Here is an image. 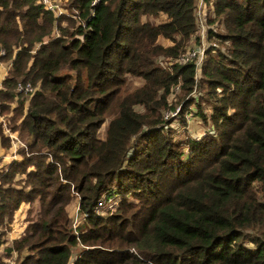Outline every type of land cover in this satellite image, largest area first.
<instances>
[{"label":"trees","instance_id":"trees-1","mask_svg":"<svg viewBox=\"0 0 264 264\" xmlns=\"http://www.w3.org/2000/svg\"><path fill=\"white\" fill-rule=\"evenodd\" d=\"M210 1L197 68L176 60L200 43L195 0H0V112L27 145L0 167V244L37 203L0 264H264V0ZM127 73L144 82L123 93ZM191 104L204 132L174 138Z\"/></svg>","mask_w":264,"mask_h":264},{"label":"rangeland","instance_id":"rangeland-1","mask_svg":"<svg viewBox=\"0 0 264 264\" xmlns=\"http://www.w3.org/2000/svg\"><path fill=\"white\" fill-rule=\"evenodd\" d=\"M195 1H196L195 13L197 15V28H198V33H200L202 35V38L200 39L199 44H196V45L194 44L191 47H198V46L202 47V46H204L206 48V46H208V38H207L208 28H214L220 32V30H222V26H220L217 21H215L213 23L208 22V18L210 17V11H211L210 10V8H211V5H210L211 1L210 0H195ZM56 2L63 9V12H69V10L63 6L62 0H57ZM53 6H55V5H53ZM55 12L58 13L60 11H57V9H56ZM163 19H165L164 13H158V14H154V15H144L143 16V20H147V21L152 22V23L159 22ZM0 52H2L1 54H4L5 50L3 48H1ZM2 60H4V59H2ZM9 62H10V59L2 61L3 64L0 65V71H1L0 76L3 74L4 70L8 66ZM199 67H200V64L197 65V68H199ZM199 74L200 73L198 70L197 76H199ZM143 82H144V79L141 76H137V75H133L131 73H127V78H126V81H125L121 91L123 93L131 91L135 87L141 85ZM37 87H38V85H35V89ZM199 87H197L196 90L194 92H192V94H195L197 96V94H201L202 92H204V90H205L204 86H199ZM27 94H25V98H26L24 101L25 106L28 104V98H29L30 93H27ZM15 103H16V101H13L11 103V105L13 106V105H15ZM203 104H205V103H203ZM192 107H193L192 104L187 107L189 110L188 111L186 110L185 117H186L187 123L185 125H183V121L179 120V117L174 119L173 121H171V126L173 128H175V130H176L173 132L174 138H182L183 139L185 137V134H187V133L191 136H196V137H200L203 134L205 127L202 125V119L194 116V114L191 110ZM108 121H109V118H106L105 121L99 127V129L97 131V134L99 137H104ZM0 122H1L4 134H7V136H9L8 132L6 131V128L7 127L10 128V130H12V129L10 127L9 120L7 119V114L0 112ZM12 131L17 132L15 130H12ZM16 136L18 139H20V137L18 136V133L16 134ZM9 141H10V143L8 146H2L0 144V167L6 166L11 159L20 157V153L18 152V148L21 147V146H19V145H21V143L16 142V141L12 142L10 137H9ZM26 146L27 145L25 143L24 147H26ZM73 191L75 192V198L71 201V203L68 204L67 211H68V215H69V221L74 224L82 216L78 212V201H77L78 196H79L78 192L76 190H73ZM108 196H112V194H109ZM118 198H119V195L114 196V200H113L114 205H113L112 209H114V206L116 205ZM110 204H111V201L105 200V204H104L105 206H109ZM36 215H37L36 200L33 202H23L20 204V206L13 213L11 222L8 226L7 233H4V235H3L4 240L0 244V252L3 251V246H5L7 243H10L11 239L16 237L17 235H19L23 231L25 225L27 224V221H29V219H31V218H35ZM23 254H24V252L22 251L21 255H23ZM16 257H17V255H16V252L14 251L12 257H9L7 259V261L9 262L11 260V262H12L13 259H16Z\"/></svg>","mask_w":264,"mask_h":264},{"label":"built area","instance_id":"built-area-1","mask_svg":"<svg viewBox=\"0 0 264 264\" xmlns=\"http://www.w3.org/2000/svg\"><path fill=\"white\" fill-rule=\"evenodd\" d=\"M45 2V5L56 11H63V9L59 6V4L54 0H43ZM55 5V6H53ZM196 22H197V15H196ZM201 38H202V35L200 34ZM2 53V52H0ZM204 55V46L202 47H191V48H188L184 53H182L178 58H176V60L180 63H186V62H190V61H195V64L196 66L199 65L201 63V60H202V57ZM2 61L4 60H1L0 61V65H2ZM12 67V61L9 62L8 66L6 67V69L4 70L3 74L0 76V88H2V81L4 80L7 72L9 69H11ZM0 74H1V71H0ZM35 89V86L30 82V81H19L17 82V85H16V90L17 91H20V92H25V93H31L33 92ZM6 131L8 132V137H10L11 141L12 142H20L21 145L19 146H23L25 145V143L23 141H21L20 139L17 138L16 136V132H13L12 130H10V128H6ZM13 132V133H12ZM7 135V134H5ZM114 196L116 195H112V196H108L107 195H104L102 196L99 200H98V206L99 207H103V208H109V209H112L113 205H114ZM105 200L107 201H111V204L109 206H105ZM115 207V206H114ZM11 262V260L9 261Z\"/></svg>","mask_w":264,"mask_h":264}]
</instances>
